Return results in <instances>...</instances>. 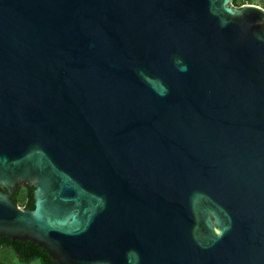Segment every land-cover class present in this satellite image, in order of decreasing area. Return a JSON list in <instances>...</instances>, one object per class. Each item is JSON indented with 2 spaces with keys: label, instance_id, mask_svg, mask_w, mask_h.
<instances>
[{
  "label": "water",
  "instance_id": "obj_1",
  "mask_svg": "<svg viewBox=\"0 0 264 264\" xmlns=\"http://www.w3.org/2000/svg\"><path fill=\"white\" fill-rule=\"evenodd\" d=\"M1 188L57 264H264V9L0 0Z\"/></svg>",
  "mask_w": 264,
  "mask_h": 264
},
{
  "label": "trees",
  "instance_id": "obj_2",
  "mask_svg": "<svg viewBox=\"0 0 264 264\" xmlns=\"http://www.w3.org/2000/svg\"><path fill=\"white\" fill-rule=\"evenodd\" d=\"M246 2L252 4V0H232L235 6H240ZM32 190L33 187H28L21 190L23 193H14L11 197L12 202L19 207L33 209ZM20 193H22V195H20ZM0 246L10 248L18 260L23 264H28L33 260L39 261L40 264H57V262L50 258L43 249L30 241L11 240L2 237L0 238ZM0 264L5 263L0 261Z\"/></svg>",
  "mask_w": 264,
  "mask_h": 264
},
{
  "label": "rangeland",
  "instance_id": "obj_3",
  "mask_svg": "<svg viewBox=\"0 0 264 264\" xmlns=\"http://www.w3.org/2000/svg\"><path fill=\"white\" fill-rule=\"evenodd\" d=\"M252 5H256L264 9V0H252ZM22 193H20V195H22ZM0 261L5 264H23L18 260V258L10 248L3 246H0ZM28 264H40V263L37 260H33L30 261V263Z\"/></svg>",
  "mask_w": 264,
  "mask_h": 264
},
{
  "label": "flooded vegetation",
  "instance_id": "obj_4",
  "mask_svg": "<svg viewBox=\"0 0 264 264\" xmlns=\"http://www.w3.org/2000/svg\"><path fill=\"white\" fill-rule=\"evenodd\" d=\"M28 187H32V186H31V185H24V184H22V183H19L18 186H17V189L15 190L14 193H17V192L19 193V192H21L22 189H26V188H28ZM0 190L3 191V192H6V190L3 189V188H1ZM14 193H12V194L10 195V198L12 197V195H13ZM11 201H12V200H11Z\"/></svg>",
  "mask_w": 264,
  "mask_h": 264
},
{
  "label": "built area",
  "instance_id": "obj_5",
  "mask_svg": "<svg viewBox=\"0 0 264 264\" xmlns=\"http://www.w3.org/2000/svg\"><path fill=\"white\" fill-rule=\"evenodd\" d=\"M244 4H248L247 2L246 3H244ZM243 5V4H242Z\"/></svg>",
  "mask_w": 264,
  "mask_h": 264
}]
</instances>
